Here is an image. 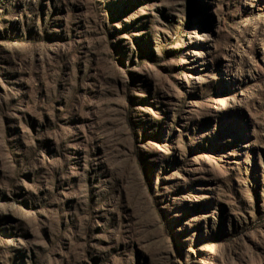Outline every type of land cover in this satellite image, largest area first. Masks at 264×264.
<instances>
[{"label": "rangeland", "instance_id": "1", "mask_svg": "<svg viewBox=\"0 0 264 264\" xmlns=\"http://www.w3.org/2000/svg\"><path fill=\"white\" fill-rule=\"evenodd\" d=\"M0 264H264V0H0Z\"/></svg>", "mask_w": 264, "mask_h": 264}]
</instances>
